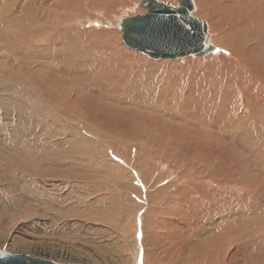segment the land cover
Masks as SVG:
<instances>
[{
    "label": "bare ground",
    "instance_id": "1",
    "mask_svg": "<svg viewBox=\"0 0 264 264\" xmlns=\"http://www.w3.org/2000/svg\"><path fill=\"white\" fill-rule=\"evenodd\" d=\"M37 2L0 0V111L21 115V121L10 124L9 118L4 126H1L0 118V132L1 129L5 131L0 134V225L11 223L10 208H19L22 217L27 218L36 212L35 205L44 200L45 190L20 189L28 178L22 181L14 177L18 174L44 175L40 167L31 172L21 162L37 148L31 142L42 140L44 145V139L39 135L43 133L31 129L37 121L46 129L54 117L56 126L62 130L58 132L59 136L64 135V122L69 124L70 130L77 124L79 131L72 133V139L66 142L71 144L67 154L86 163L89 160L81 156H90L89 151L94 155L91 148L94 144L87 138L95 137L103 145L105 141L111 142L108 140L111 135L101 134L100 123L101 128L110 134L124 136L130 144L140 142L150 148L159 144L160 151L172 159L188 145L196 151L192 161H203L206 155L216 158L224 154L235 169L236 146L264 159V141L258 143L264 136V0H192L193 6L197 7L192 16L203 22L199 16L208 19L207 32L209 29L214 34L211 41L208 37L209 44L221 50L216 48L215 54L200 58L188 56L169 60L171 63L164 62L168 61L165 59L148 61L143 54L126 51L115 27H89V24L100 26V21L93 18L109 22L116 17L115 6L127 0ZM82 21L87 22V28H80ZM81 118L94 122V126ZM9 137L10 142H4ZM42 149H49V146L45 144ZM11 152L21 158L15 169ZM41 156L43 158L44 154ZM108 168L111 166L105 169ZM187 168L185 164L179 171H187ZM189 168L192 169L189 176L202 177L205 179L203 186L215 185L216 188L201 193L199 200L183 198L189 207L183 206L181 200L184 209L179 207L174 212L177 219L169 222L185 229L181 233L182 241L185 239L186 242L187 234L189 240L197 236L205 239L198 243L201 251L193 250L187 263L264 264V209L254 207L252 198L239 196L237 192L220 194L218 190L224 189L222 185L226 181L207 180L208 177L197 174L193 163ZM137 172L144 173L142 170ZM83 173V176L88 174ZM64 175L73 176L70 171L66 173V169ZM143 178H140L141 182ZM228 183L236 187L235 182ZM248 194L250 196L251 192ZM45 200L50 201L48 192ZM246 200L250 205H246ZM105 220L113 222L111 217ZM157 238L154 237V243H158ZM182 241L179 239L176 243L175 251L171 245L166 251L159 249L158 255L152 257L163 260L171 249L174 252L171 259L177 262L183 258L178 255L191 251L189 247L184 248L186 244L180 243ZM209 243L213 246L217 243L216 248L208 246ZM18 244L22 242H13V245Z\"/></svg>",
    "mask_w": 264,
    "mask_h": 264
},
{
    "label": "rangeland",
    "instance_id": "2",
    "mask_svg": "<svg viewBox=\"0 0 264 264\" xmlns=\"http://www.w3.org/2000/svg\"><path fill=\"white\" fill-rule=\"evenodd\" d=\"M37 1V4H39L40 0ZM49 1L50 0H46V2ZM142 1L143 0H127L125 3L116 5V17L111 18L109 22L106 21L107 23H103L101 18H93L95 21H100V26H92L89 24V27L96 28L108 25L109 27H115V30L118 31L117 35L119 36L121 46L126 51L129 50L128 52L133 51L123 45V32L119 30V26L124 19L144 15L146 13V11L139 6ZM161 1L173 7L179 6L180 0ZM194 8L196 14L197 7L195 6ZM199 18L206 22L208 28V19L202 16H199ZM82 26L87 28V22L84 23L82 21L80 28ZM208 34L211 41L214 34L209 32V29ZM215 47L219 51L221 50L217 46ZM142 57L148 61L152 60L145 55ZM164 62L171 63L169 60ZM0 115H2L0 116L2 122L1 126H4L6 120L9 118L11 119L10 124H16L18 121H21V115L15 112L7 115L1 110ZM81 121H83V118H81ZM83 122H89L91 127L94 126V122L91 123L87 118H84ZM63 124H66V129L63 130L64 135L62 136L58 135V132L62 130L58 129V126H56L57 121L54 117L53 120L51 119L49 121V126L46 129H44V124H40L39 121L31 128L35 133H43L39 135L44 139V145L47 144L49 149H42L44 146L42 145V140H38L37 142H31L37 148L31 150L28 154L31 156H28L27 160H21L17 154H14L15 152L10 153V158L14 163V169L21 160V162L25 164L24 167L31 172L36 170V167H40L39 170L44 171V175H14L15 178H20L22 181L28 178L26 182L23 183V187L19 188H25L28 191H35L37 188V191L43 189V191L45 190L50 194V201H46L47 199L45 200L46 192L44 191V200L41 201L40 205L36 203V212L27 218L22 217L23 214L19 208H10V211H12L11 223L0 225V251L2 253L25 254L34 258L52 261L57 264H167V262L169 264V261L170 264H191L187 263L190 253L196 249L201 251L198 247L201 244L198 243L204 242L205 239H199L200 236H197L198 241L196 242V237L189 240L187 239L188 234L185 235L186 242L185 239H183V241L184 244L188 246L185 245L184 248L186 249L189 247L188 249H191V251L186 249L187 251L185 254L178 255L183 258L176 262L171 259V255L174 253V246L179 242V239L182 241L181 238L183 234L181 233H183L185 229L173 226L169 222L177 219L174 215L175 211L183 206L189 207L188 204L184 203L186 200H183V198H188V201L189 198H196L199 200V195L201 193L215 191L214 189L216 186H203L202 183L205 179H201L202 177L192 174L193 177L189 176V172L192 170L189 168L190 163H193V168L197 174L204 176V178L208 177L207 180L218 178V180L226 181V184L222 185L224 189L221 188L218 190L220 194H224L225 191H227L226 193L237 192L239 196L252 198L255 202V204H253L254 207L259 208V210L262 208L264 209V159L262 160V158L259 157V155L256 156V154L250 155L240 146L235 147V152L238 157L236 159V169L232 167V164L224 157V154H220L216 158L206 155L203 161H192L191 159L195 156L196 151L191 150L192 148L190 149L189 145L188 148L185 149L184 147L176 152L173 156L174 159H172L170 157L168 158L167 154L160 151L159 144H157L158 147L155 148L153 146L150 148L148 147L149 145H141L140 142H133L134 144H130L127 138H124L122 135L116 136L117 133L114 132L110 134L107 130L100 127L102 123L98 124L97 122L100 131L102 129L101 134L111 135L110 137L107 136L109 138L107 139L111 142L105 141L103 145L95 137L87 138L94 144L91 147L94 155L92 156V151L87 153L90 156L82 155V158H87L89 160V162L86 163L85 160H75L72 156L69 157L67 154L71 144L69 146V143L66 142H70L73 137L71 135L72 133L79 131L77 124L74 123L75 128L72 130H70L68 123L64 122ZM1 130L0 134H3L5 131L4 129ZM8 132L13 134L11 131ZM170 137H172V135ZM260 138L258 139V143L264 141V136ZM10 139V137L6 138L4 142L9 143ZM178 153L179 155H177ZM42 154H44L43 158L41 156ZM150 157L153 160H151ZM41 159H44V162L41 161ZM156 161H158V163ZM176 162L181 166L179 164L176 165ZM159 164H161L162 167ZM185 164L188 166L187 171H179V169L182 170ZM258 165L261 169H259ZM107 166H111V168L106 170L105 168ZM65 169L66 173L70 171L73 174L71 178H69L68 175H64ZM137 170H142L144 173L137 172ZM87 172V175H81ZM141 174H143L144 178L141 177ZM140 178H143L144 181L141 182ZM228 182H235L236 187L230 185L232 183L229 184ZM2 183L5 184L3 181ZM249 191L251 192L250 196L248 194ZM237 194H234V196L237 197ZM119 203H121V205H119ZM245 203L246 205H250L247 204L248 200H246ZM120 212L122 214L119 215ZM157 215L160 216L158 217ZM107 217H111L113 222H106L105 218ZM160 232L162 233L160 234ZM157 235H160L158 236L159 238H157ZM154 237L158 240V243L156 242L157 244L153 241ZM6 239L7 242L5 243ZM183 241L180 243H183ZM13 242H22V244L13 245ZM159 242H161V244H159ZM206 242H209V240H206ZM143 245L146 249H143ZM209 245H212V243H209L208 246ZM170 246L173 248V251L171 249L169 250V260L168 257L163 260L155 259L159 249L164 248V251H166V247ZM216 246L217 243L213 247L216 248ZM184 248L183 250H185ZM231 250L230 247L229 254ZM188 251L189 254L187 253ZM213 253L216 257L222 258L216 252ZM152 255L155 256L152 257ZM183 259H185V261H182ZM164 260L166 261L164 262ZM192 264L196 263L192 262Z\"/></svg>",
    "mask_w": 264,
    "mask_h": 264
},
{
    "label": "water",
    "instance_id": "3",
    "mask_svg": "<svg viewBox=\"0 0 264 264\" xmlns=\"http://www.w3.org/2000/svg\"><path fill=\"white\" fill-rule=\"evenodd\" d=\"M144 15L124 20L119 26L123 45L151 59L174 61L183 57L213 55L206 23L192 16V0H180L174 8L157 0H143ZM0 264H57L25 254L2 253Z\"/></svg>",
    "mask_w": 264,
    "mask_h": 264
}]
</instances>
